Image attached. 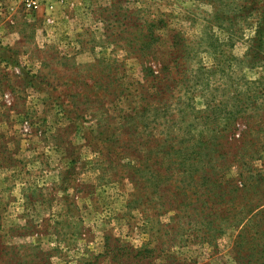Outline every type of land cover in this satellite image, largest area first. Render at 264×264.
Instances as JSON below:
<instances>
[{"label":"rangeland","instance_id":"rangeland-1","mask_svg":"<svg viewBox=\"0 0 264 264\" xmlns=\"http://www.w3.org/2000/svg\"><path fill=\"white\" fill-rule=\"evenodd\" d=\"M26 1L0 0V264H264V0Z\"/></svg>","mask_w":264,"mask_h":264},{"label":"built area","instance_id":"built-area-1","mask_svg":"<svg viewBox=\"0 0 264 264\" xmlns=\"http://www.w3.org/2000/svg\"><path fill=\"white\" fill-rule=\"evenodd\" d=\"M25 5L30 9L37 8L39 5V0H27Z\"/></svg>","mask_w":264,"mask_h":264},{"label":"trees","instance_id":"trees-1","mask_svg":"<svg viewBox=\"0 0 264 264\" xmlns=\"http://www.w3.org/2000/svg\"><path fill=\"white\" fill-rule=\"evenodd\" d=\"M108 250H109V246H107Z\"/></svg>","mask_w":264,"mask_h":264}]
</instances>
